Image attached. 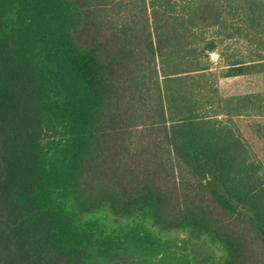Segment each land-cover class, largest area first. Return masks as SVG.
<instances>
[{
	"label": "trees",
	"instance_id": "obj_1",
	"mask_svg": "<svg viewBox=\"0 0 264 264\" xmlns=\"http://www.w3.org/2000/svg\"><path fill=\"white\" fill-rule=\"evenodd\" d=\"M242 116L264 0H0V264H264Z\"/></svg>",
	"mask_w": 264,
	"mask_h": 264
},
{
	"label": "rangeland",
	"instance_id": "obj_2",
	"mask_svg": "<svg viewBox=\"0 0 264 264\" xmlns=\"http://www.w3.org/2000/svg\"><path fill=\"white\" fill-rule=\"evenodd\" d=\"M238 49L241 50L239 47ZM210 60L212 62V70L215 73H219L222 69L223 63L218 54L214 52L211 53ZM218 90L222 96L259 92L262 90V76L260 74H251L237 75L233 77H219ZM234 120L243 139L250 146L254 156L261 162L264 173V143L255 136L250 127V124L253 121L262 119L259 117L242 116L235 117ZM165 235L175 239V241H179L183 238V234L180 232L172 231L167 232Z\"/></svg>",
	"mask_w": 264,
	"mask_h": 264
}]
</instances>
